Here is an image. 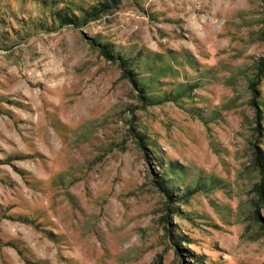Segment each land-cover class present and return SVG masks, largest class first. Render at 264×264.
I'll return each instance as SVG.
<instances>
[{
  "label": "rangeland",
  "instance_id": "374dc122",
  "mask_svg": "<svg viewBox=\"0 0 264 264\" xmlns=\"http://www.w3.org/2000/svg\"><path fill=\"white\" fill-rule=\"evenodd\" d=\"M100 1L0 0V264H264V0Z\"/></svg>",
  "mask_w": 264,
  "mask_h": 264
},
{
  "label": "trees",
  "instance_id": "16d2710c",
  "mask_svg": "<svg viewBox=\"0 0 264 264\" xmlns=\"http://www.w3.org/2000/svg\"><path fill=\"white\" fill-rule=\"evenodd\" d=\"M113 1H116V0H113ZM98 3H100L101 7L93 6L92 9L90 11H88L89 13H91L94 16L96 14H98L99 12L103 11V9L106 7V5H108V0L100 1ZM58 9H60L62 12H57V11L53 10L54 11L53 17L55 18V16H56L59 20H61L60 26H62L63 24H74L75 23V17L74 16H72L70 13L64 12L62 10V8H58ZM88 17L90 18L91 16H88ZM101 52L103 54H105V57H107L108 59H113L114 58L113 56H110V55L107 54V51H106L105 48L101 49ZM113 60L115 62L116 61L119 62V65L121 66L124 75H126L127 77H129V79L134 81V78L131 77V76H133V73H134L133 67H131V65H132L131 63H133L132 59L127 58L125 56H120L119 54H117L116 59H113ZM139 89L142 92L145 91L144 87H139ZM142 97L143 96H141V98ZM259 161L261 162V160H259Z\"/></svg>",
  "mask_w": 264,
  "mask_h": 264
}]
</instances>
